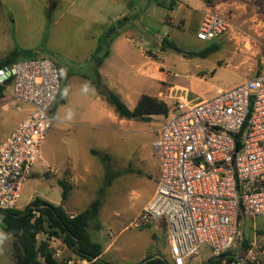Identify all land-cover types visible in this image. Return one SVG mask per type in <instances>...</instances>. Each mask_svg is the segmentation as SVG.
I'll return each instance as SVG.
<instances>
[{
  "label": "rangeland",
  "instance_id": "374dc122",
  "mask_svg": "<svg viewBox=\"0 0 264 264\" xmlns=\"http://www.w3.org/2000/svg\"><path fill=\"white\" fill-rule=\"evenodd\" d=\"M153 1L158 13L156 17L148 18L141 13L121 25L119 21L113 24L117 31L136 38L132 44L136 64L120 65L125 78L136 91L167 102L171 108L177 102V91L173 92L172 98L168 97L160 73L167 76V83L184 86L192 91V95L207 99L216 96L220 89L234 88L264 73V0H226L220 13L230 19L232 28L212 42L197 39L200 13L190 17L187 8L182 7L173 16L174 24H167L165 20L170 15L171 0ZM165 39L175 43L185 53L202 52L211 45H217L219 50L207 58H192L189 61L164 43ZM150 46L156 52L153 55L156 60L159 57L166 65H140L143 53ZM34 58H47L59 66L62 90L56 102L59 107L54 126L41 150L43 160L33 166L34 173L24 186L19 210H24L36 199H44L54 205L62 203L64 189L59 184L61 171L68 167L78 152L75 148L74 124L83 111L72 97L78 81L73 74H84L87 64L71 62L66 55L48 54H37L26 59L22 57L18 61ZM143 66L150 68L149 74L153 79L142 73ZM7 97H10V101L15 100L9 87L6 89ZM23 117L24 113L16 107L8 112L0 110V136ZM168 120L166 115H156L149 122L124 119V123L110 124V131L104 134L109 148L92 151L94 161L90 164L91 173L82 176L84 180L73 185L74 197H71L70 203L76 210L86 208L75 199L88 209L101 199L102 208L91 224L90 234L104 250L113 242V246L106 251L105 259L115 258L116 264H140L155 257L172 264L165 224H142L139 220L160 177V157L154 145L159 139L157 130ZM82 153L80 161L84 162ZM47 164L53 172L47 168ZM70 171L63 175V179L69 182ZM109 177H113L111 184L108 183ZM243 224L245 239L231 251L233 256H247L252 249L257 258L253 263L264 264V218L255 221L243 219ZM10 237L0 244V264H14L11 259L14 237ZM44 237L41 235L39 241ZM59 247L64 248L61 241ZM65 257H72V254L67 251L61 261ZM210 260V250L204 248L201 255L188 261V264H207Z\"/></svg>",
  "mask_w": 264,
  "mask_h": 264
},
{
  "label": "built area",
  "instance_id": "2783aa9c",
  "mask_svg": "<svg viewBox=\"0 0 264 264\" xmlns=\"http://www.w3.org/2000/svg\"><path fill=\"white\" fill-rule=\"evenodd\" d=\"M231 28L230 19L209 11L197 39L212 42ZM0 84L13 88L17 110L21 103L32 107L0 144V209L18 210L55 123L52 110L62 90V73L54 61L34 58L0 70ZM166 116L169 120L155 144L160 157L158 187L139 220L165 224L172 264H188L204 248L217 260L244 241L243 219L264 218V73L220 90L211 99L178 98ZM52 251L61 261L63 249ZM241 257L237 264L257 261L252 249ZM97 261L77 256L61 262Z\"/></svg>",
  "mask_w": 264,
  "mask_h": 264
},
{
  "label": "crops",
  "instance_id": "0c3cea01",
  "mask_svg": "<svg viewBox=\"0 0 264 264\" xmlns=\"http://www.w3.org/2000/svg\"><path fill=\"white\" fill-rule=\"evenodd\" d=\"M225 1L171 0L169 4L170 15L165 20V23L173 25V16L182 7H186L190 17H194L196 13L201 14L198 20V27L196 28L197 33L206 13L209 11L222 12L221 7ZM155 4L153 0H0V62L6 60L14 52L19 53L20 56L18 59L22 57L26 59L28 56L25 53L27 51H33L39 55H66L71 62L87 64L84 74H73V77H76L78 81L75 85L76 93L72 94V97H74L77 106L83 110L74 124L75 148L78 152L70 161L68 167L61 171V178L59 180V184L64 182L70 186V192L66 200L63 199L61 204L55 205L62 206L71 217L88 210L82 202L74 198L77 203L86 208L83 211L76 210L72 207L70 200L71 197H74L73 185L80 180H84L82 176L91 173L90 164L94 161L92 151L109 148L104 138V134L110 131L109 125L124 123V119L116 113L106 98L97 90L93 82L96 77V71H99L103 84L119 95L131 110L137 107L141 97L145 95L143 92H138L134 89L133 84L125 78L123 74L124 70L120 67V65L136 64L132 50V44L133 41H136V38L134 35L117 31L113 27V24L116 21H123L122 23H125L130 17H138L141 13L148 18H154L158 14ZM157 4H159L158 1ZM110 31H114L115 35L111 44L110 55L98 67L94 60V55L96 54L102 37ZM181 54L189 61L192 58L195 60L199 58L197 56H189L187 52ZM153 55H156V52L150 46L143 53V59L140 65H166L159 57L157 61ZM144 66L141 69L142 73L148 76V78L153 79L149 74L150 68L145 69ZM160 75L162 80H164L161 82L165 83L168 97L172 98L173 92L177 91V99H207L196 94H193V97L191 90L184 86L167 83V76L164 73H160ZM0 86H5L6 89L9 87L13 94V88L9 84H0ZM14 107V100L10 101V97L6 98L5 90L4 96L0 98V110L8 112ZM31 109L32 107L28 104L22 105L21 110L18 111L24 113L23 119L15 122L9 130L2 133L0 136V144L27 118ZM154 118L155 116L150 121ZM157 131L160 132V130ZM154 148L156 154L159 155L155 145ZM82 152L85 157L84 162L80 161ZM69 169L71 170L70 182L63 179V175H66ZM49 170L53 172L51 167H49ZM158 171H160V168ZM158 183L159 178L153 196L158 187ZM42 200L48 202L47 200ZM9 238H11L10 235L0 226V244ZM56 244L59 247L60 240L53 238L50 241V248L56 247ZM112 246L113 242L104 250L101 257L104 264H116L115 258L105 259L106 251ZM63 247L64 255L68 251L72 254V257H77L64 244ZM12 254L13 249L11 259L16 264Z\"/></svg>",
  "mask_w": 264,
  "mask_h": 264
},
{
  "label": "trees",
  "instance_id": "16d2710c",
  "mask_svg": "<svg viewBox=\"0 0 264 264\" xmlns=\"http://www.w3.org/2000/svg\"><path fill=\"white\" fill-rule=\"evenodd\" d=\"M114 37V31H110L102 37L94 55L98 67L110 55ZM164 43L179 53H185L175 43L169 42L167 39L164 40ZM218 50L217 45H211L205 51L191 52L187 55L207 58ZM25 54L28 57L37 55L33 51H27ZM19 56L18 52L12 53L6 60L0 62V70L17 62ZM93 82L99 93L106 98L122 119L149 122L153 116L167 115L169 112L166 103L148 95H143L137 107L131 110L119 95L103 84L99 71H96ZM5 90V86H0V98L4 96ZM57 109L58 105L55 104L52 110L53 116H55ZM112 179L113 177H109V184H111ZM60 184L64 189L63 199L66 200L69 196L70 186L64 182ZM101 208L102 201L98 199L87 211L71 217L62 206H55L41 199H36L24 210L0 209V226L8 235L14 237L12 256L16 264H63L55 259L50 248V241L53 238L60 240L75 255L90 261L98 259L96 264H104L101 260L104 249L101 244L92 239L90 234L91 224L98 218ZM41 235L45 237L39 241ZM245 247H247L246 243ZM226 260L236 262V257L230 251L217 260H210L208 264H217L219 261ZM140 264H168V262L155 257L148 258Z\"/></svg>",
  "mask_w": 264,
  "mask_h": 264
},
{
  "label": "water",
  "instance_id": "95a60500",
  "mask_svg": "<svg viewBox=\"0 0 264 264\" xmlns=\"http://www.w3.org/2000/svg\"><path fill=\"white\" fill-rule=\"evenodd\" d=\"M126 20V19H125ZM123 21H119V25L122 24ZM243 258L242 257H237L236 262H242ZM236 262L232 260H226V261H219L217 264H237Z\"/></svg>",
  "mask_w": 264,
  "mask_h": 264
}]
</instances>
